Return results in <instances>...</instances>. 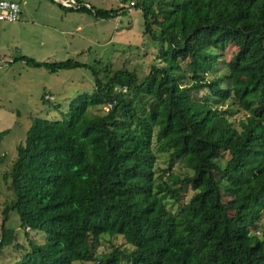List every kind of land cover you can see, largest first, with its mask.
<instances>
[{
	"label": "trees",
	"instance_id": "16d2710c",
	"mask_svg": "<svg viewBox=\"0 0 264 264\" xmlns=\"http://www.w3.org/2000/svg\"><path fill=\"white\" fill-rule=\"evenodd\" d=\"M50 1L101 19L127 2L166 49L141 79L118 69L103 81L91 70V92L60 118H31L1 174L10 198L0 250L13 242L10 212L27 240L10 264H264V0H123L118 10ZM17 58L49 72L89 68ZM164 152L162 180L155 164ZM173 159L188 172L171 173ZM102 235L128 247L97 255Z\"/></svg>",
	"mask_w": 264,
	"mask_h": 264
},
{
	"label": "rangeland",
	"instance_id": "374dc122",
	"mask_svg": "<svg viewBox=\"0 0 264 264\" xmlns=\"http://www.w3.org/2000/svg\"><path fill=\"white\" fill-rule=\"evenodd\" d=\"M17 2L24 9L36 7L38 10H44L57 7L50 0ZM81 2L86 6L105 10H118L121 2L124 3L123 0ZM126 5L127 2L123 10L120 9L115 16L107 19L93 18L77 11L67 12L69 10L64 9L65 19L48 28L36 24L14 25L15 22L0 21V131L7 130L0 140V212L4 202L10 198V191L1 181V174L8 169L14 158L15 145L22 140L32 117L60 118L67 110L70 100L82 93L91 92L94 80L91 70L97 71V76L103 81L118 69L134 72L137 78L141 79L149 66L159 63V52L161 48L166 49V43L161 45L143 33L140 9H126ZM161 14H164V10ZM232 50L233 47L227 45L221 52V69L229 60ZM19 55L37 61H61L70 58L88 65L89 68L77 67L49 72L43 67L24 64L17 58ZM184 66L181 64L183 70ZM44 93H49L52 98L43 99ZM204 93L202 91L200 95ZM88 112L97 113L99 110L91 107ZM241 115L237 112L233 117L238 118ZM167 163L166 152L156 153L155 173L162 180L166 174L162 170L166 168ZM170 172L181 177L188 170L180 165L178 160L173 159ZM163 201L169 209L175 210L176 204H171L168 197H164ZM10 213L7 224L14 230L13 242L11 246L0 250V264H10L17 258L21 251L18 245L27 246L23 231L18 226L16 213ZM29 238L41 243L44 235L30 232ZM114 247L122 249L128 245L120 236L102 235L95 247V253L104 254ZM72 264L89 263L74 261Z\"/></svg>",
	"mask_w": 264,
	"mask_h": 264
},
{
	"label": "crops",
	"instance_id": "0c3cea01",
	"mask_svg": "<svg viewBox=\"0 0 264 264\" xmlns=\"http://www.w3.org/2000/svg\"><path fill=\"white\" fill-rule=\"evenodd\" d=\"M13 1L17 2V0H13ZM17 3L20 6V9H19L18 18L16 20L17 22L13 21L15 22L14 25L36 24L38 26L48 28V27H52L51 26L52 24L61 22L63 19H65L64 15H66V13H64V9L62 8L48 7L44 10H38V8L36 7H32L30 9L27 7V9H24L19 2ZM67 12H73V11H67ZM67 14H70V13H67ZM2 22H5V21H2ZM60 31L63 32V30H60Z\"/></svg>",
	"mask_w": 264,
	"mask_h": 264
},
{
	"label": "built area",
	"instance_id": "2783aa9c",
	"mask_svg": "<svg viewBox=\"0 0 264 264\" xmlns=\"http://www.w3.org/2000/svg\"><path fill=\"white\" fill-rule=\"evenodd\" d=\"M65 7H72L75 5L74 0H54ZM133 0L129 1V6L133 5ZM19 15V5L13 0H0V21L13 22L16 21ZM43 98L50 100L52 97L45 93Z\"/></svg>",
	"mask_w": 264,
	"mask_h": 264
}]
</instances>
